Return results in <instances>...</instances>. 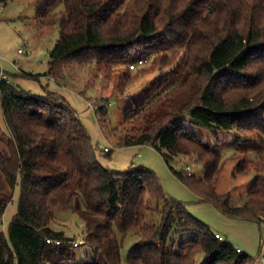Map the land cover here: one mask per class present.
<instances>
[{"label": "trees", "instance_id": "16d2710c", "mask_svg": "<svg viewBox=\"0 0 264 264\" xmlns=\"http://www.w3.org/2000/svg\"><path fill=\"white\" fill-rule=\"evenodd\" d=\"M58 3L62 10L52 13ZM35 20L58 28L48 75L59 65L88 66L92 79L102 78L101 91L112 86L114 99L129 97L127 88L147 72L137 66L139 60L152 57L154 65L168 67L113 131L117 147L149 146L167 164L193 157L202 179L170 169L172 174L223 216L261 227L264 0H47ZM0 105L9 133L0 153V224L10 191L19 188L17 212L6 235L0 230V264L71 260L75 240L50 227L58 214L83 221L82 244L95 253L86 264H195L198 255L202 264H253L168 198L153 172L102 167L87 131L61 97L34 95L7 77L0 80ZM95 114L105 128L107 105ZM185 118L211 132L243 137L230 158L234 175L254 172L256 178L240 206H230L229 194L216 193L221 157L184 127ZM250 151L257 160H249ZM184 232L193 238L176 244L175 235ZM127 239L133 244L122 263Z\"/></svg>", "mask_w": 264, "mask_h": 264}, {"label": "rangeland", "instance_id": "374dc122", "mask_svg": "<svg viewBox=\"0 0 264 264\" xmlns=\"http://www.w3.org/2000/svg\"><path fill=\"white\" fill-rule=\"evenodd\" d=\"M47 0H10L0 4V72L2 71L18 88L34 95L53 93L61 97L72 109L87 131L96 157L101 166L116 172H125L130 168H143L153 172L161 183L164 194L185 206L186 211L210 232L218 233L241 253L249 256L253 264H264L261 259V228L254 222L230 219L223 216L213 205L203 202L199 196L183 185L171 172H186L197 179H202L203 170L193 157L174 158L165 163L160 153L149 146H132L119 148L116 145L117 136L113 132L124 122L125 114L138 104L156 85L162 76L169 72L168 67L154 65L153 58L144 59L141 74L126 90L124 98L114 99L110 96L112 86L101 91L102 78L92 79L88 66L59 65L48 75V54L58 39L57 27H45L37 24L35 15L40 6ZM62 10L58 3L52 10L57 13ZM153 66L152 70L150 68ZM136 72L132 71L131 74ZM32 74L37 79L22 77L21 74ZM181 72H177L174 83ZM107 105V123L102 128L95 110ZM184 127L195 136L212 145L221 157V170L215 186L219 195L229 194V204L240 206L246 198V193L256 178L251 172L245 176L234 175L235 162L230 160L234 153L237 140L243 137L236 132H211L194 126L188 118L184 119ZM9 138L1 105H0V153L5 149V141ZM108 153H104L103 149ZM249 160H257V155L250 151ZM11 199L6 206L1 219L0 230L6 235L7 227L17 212L19 188L11 193ZM54 231L63 232L65 237L74 239V257L65 264H86L94 259V250L88 244H79L84 229L83 221L74 214L56 215L50 225ZM193 238L190 232L175 235L176 244ZM133 241L127 239L120 253L124 263L127 251ZM195 264H202V256L196 257Z\"/></svg>", "mask_w": 264, "mask_h": 264}, {"label": "built area", "instance_id": "2783aa9c", "mask_svg": "<svg viewBox=\"0 0 264 264\" xmlns=\"http://www.w3.org/2000/svg\"><path fill=\"white\" fill-rule=\"evenodd\" d=\"M146 61L145 60H139L138 62H137V66H142L143 65V63H145ZM136 66H134V65H131V66H129V69L130 70H134V68H135ZM0 80H7V76L5 75V73H3L2 71L0 72ZM103 152L104 153H107L108 151H107V149L105 148V149H103ZM186 172H188V174H190L189 173V168L188 167H186ZM261 233L263 234V236H262V238H261V250H260V254H261V259H262V261L264 262V223L261 225ZM215 237L218 239V240H223L222 239V237L220 236V235H218V234H215ZM47 243H50V244H54V245H59V242H54V241H50V240H47L46 241ZM83 242L81 241L79 244H82ZM75 245H76V243H75Z\"/></svg>", "mask_w": 264, "mask_h": 264}, {"label": "crops", "instance_id": "0c3cea01", "mask_svg": "<svg viewBox=\"0 0 264 264\" xmlns=\"http://www.w3.org/2000/svg\"><path fill=\"white\" fill-rule=\"evenodd\" d=\"M108 153V152H107ZM215 234H218V233H215ZM218 235H220V234H218ZM238 251H239V249H237ZM240 253H241V251H239Z\"/></svg>", "mask_w": 264, "mask_h": 264}]
</instances>
